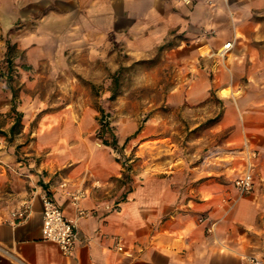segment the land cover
<instances>
[{
	"label": "crops",
	"instance_id": "0c3cea01",
	"mask_svg": "<svg viewBox=\"0 0 264 264\" xmlns=\"http://www.w3.org/2000/svg\"><path fill=\"white\" fill-rule=\"evenodd\" d=\"M7 42L29 66L49 63L52 77L69 54L97 61L115 46L136 56L165 47L185 80L167 103L201 107L214 93L216 126L229 134L203 162L150 167L127 189L123 159L109 136L92 134L91 112L43 116L34 142L47 155L21 192L31 212L0 215V264H248L264 254V0H0V59ZM0 154L1 181L13 155ZM247 171L254 189L240 196L234 179ZM43 192L76 224L70 254L43 238Z\"/></svg>",
	"mask_w": 264,
	"mask_h": 264
},
{
	"label": "rangeland",
	"instance_id": "374dc122",
	"mask_svg": "<svg viewBox=\"0 0 264 264\" xmlns=\"http://www.w3.org/2000/svg\"><path fill=\"white\" fill-rule=\"evenodd\" d=\"M220 49L215 54L224 58L229 51L220 55ZM112 50L97 61L69 54L68 67L55 77L47 75L49 63L33 68L23 62L17 47L11 74L7 73L5 56L0 59V130L7 131L13 121L8 109L12 89L17 93L15 102L23 114L22 123L31 119L29 129L11 141L0 134V152L8 150L13 155L0 181V215L28 199L22 198L21 192L35 181L29 174L42 172L48 150L37 151L34 141L37 122L47 114L62 111L69 118L91 112V132L97 138L101 137V125L107 124L102 134L116 138L113 149L125 164L122 179L127 189L150 167L203 162L227 138L228 129L216 126L222 103L214 93L201 107L167 103L172 88L185 80L180 62L165 47L141 56L122 47ZM7 77H11L10 83ZM113 92L117 95L111 99ZM39 103L41 108L36 110Z\"/></svg>",
	"mask_w": 264,
	"mask_h": 264
},
{
	"label": "built area",
	"instance_id": "2783aa9c",
	"mask_svg": "<svg viewBox=\"0 0 264 264\" xmlns=\"http://www.w3.org/2000/svg\"><path fill=\"white\" fill-rule=\"evenodd\" d=\"M232 46L233 41H228L224 43L218 53L220 55H225ZM234 186L240 196L251 193L254 189L252 174L247 171L243 175L235 178ZM82 196L80 192L72 193V201L77 206V213L79 216L86 214V211L78 204ZM41 201L43 238L57 243L63 253L70 254L78 237L75 222L64 214L57 201L48 192H43L41 194ZM30 212V199H25L11 211L10 215L14 219L23 220L27 218ZM210 228L211 227H209L208 230H210ZM119 248H121V246H119ZM247 260L248 264H264V254H253L248 256Z\"/></svg>",
	"mask_w": 264,
	"mask_h": 264
},
{
	"label": "trees",
	"instance_id": "16d2710c",
	"mask_svg": "<svg viewBox=\"0 0 264 264\" xmlns=\"http://www.w3.org/2000/svg\"><path fill=\"white\" fill-rule=\"evenodd\" d=\"M16 46L14 44H11L10 42H7V50H6V53H5V62H6V67H7V73L8 74H11V71L12 69L14 68V57L15 55L13 54L14 50H15ZM9 76V75H8ZM7 81L8 83H10L11 81V77H7ZM12 92H13V99H12V103H11V108H10V111H9V114L12 115L13 117V122L11 123V125L9 126L8 130L7 131H3V130H0V134L4 135L5 137H7V139L9 141H11L16 134L20 133L22 131V128H23V123H22V117H23V114L21 111L17 110V106H16V102H15V99H16V96H17V93L15 91V89H12ZM117 94L116 93H112L111 95V99L115 98ZM107 124H102V129L100 131V135H101V138H103V134L102 132L105 131V126ZM112 140L110 141V144L112 146L116 145V138L114 135H112Z\"/></svg>",
	"mask_w": 264,
	"mask_h": 264
}]
</instances>
